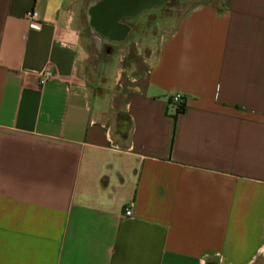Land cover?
<instances>
[{
	"label": "crops",
	"instance_id": "obj_1",
	"mask_svg": "<svg viewBox=\"0 0 264 264\" xmlns=\"http://www.w3.org/2000/svg\"><path fill=\"white\" fill-rule=\"evenodd\" d=\"M83 13L0 0V264H264V0H197L103 91Z\"/></svg>",
	"mask_w": 264,
	"mask_h": 264
},
{
	"label": "rangeland",
	"instance_id": "obj_2",
	"mask_svg": "<svg viewBox=\"0 0 264 264\" xmlns=\"http://www.w3.org/2000/svg\"><path fill=\"white\" fill-rule=\"evenodd\" d=\"M83 11L87 9L90 0H79ZM197 0H173L162 13L155 10L144 13L133 19L126 20L133 26L126 42L121 44H105L111 47V52L106 53L97 46L96 36L93 35L85 24L83 13V46L86 53L84 62V76L89 86L95 90H106L108 83H113L117 73L127 74L144 72L148 69V62L157 55L160 38L164 30H168L186 10L194 7Z\"/></svg>",
	"mask_w": 264,
	"mask_h": 264
},
{
	"label": "water",
	"instance_id": "obj_3",
	"mask_svg": "<svg viewBox=\"0 0 264 264\" xmlns=\"http://www.w3.org/2000/svg\"><path fill=\"white\" fill-rule=\"evenodd\" d=\"M148 5L146 0H90L86 9L88 28L97 38L121 44L133 31L125 21L137 17Z\"/></svg>",
	"mask_w": 264,
	"mask_h": 264
},
{
	"label": "built area",
	"instance_id": "obj_4",
	"mask_svg": "<svg viewBox=\"0 0 264 264\" xmlns=\"http://www.w3.org/2000/svg\"><path fill=\"white\" fill-rule=\"evenodd\" d=\"M26 19L29 23V28L31 30H35V31L41 30L42 23L40 22L39 14L37 11H35V10L29 11L26 14ZM52 78H53V72H51V70H46V71L39 74V83L41 85H44L48 81H50ZM182 102H183V97L180 94H173L172 95V103L174 104V106L179 108L180 105L182 104ZM124 214L126 217L132 216V214H133L132 209L129 206L125 207Z\"/></svg>",
	"mask_w": 264,
	"mask_h": 264
},
{
	"label": "flooded vegetation",
	"instance_id": "obj_5",
	"mask_svg": "<svg viewBox=\"0 0 264 264\" xmlns=\"http://www.w3.org/2000/svg\"><path fill=\"white\" fill-rule=\"evenodd\" d=\"M146 1L148 2L149 5L147 7H145L144 9H142L138 16H140V15H142L144 13H149V12L155 11V10L159 11L160 13H162L164 11V9L169 4L172 3L173 0H168L167 3H165V4H159V3H157V0H146ZM131 27H132V29L134 31L133 26H131ZM96 39H97L98 48L100 50H102L104 48L106 50L107 54H109V52H111L112 50H111V47L109 45L105 44V43L108 42V43H111V44H116V43H112V42H110L108 40H105V39H101V38H97V37H96Z\"/></svg>",
	"mask_w": 264,
	"mask_h": 264
},
{
	"label": "trees",
	"instance_id": "obj_6",
	"mask_svg": "<svg viewBox=\"0 0 264 264\" xmlns=\"http://www.w3.org/2000/svg\"><path fill=\"white\" fill-rule=\"evenodd\" d=\"M177 112L178 113H182V112H184V107L182 106V104L180 105V107L178 108V110H177ZM127 119V121H128V124L130 123V120H129V118H126ZM119 120L120 121H123V120H125V118L123 117V116H120V118H119ZM129 129V126L127 127V130ZM127 130H126V132H120L121 133V135L123 136V137H127Z\"/></svg>",
	"mask_w": 264,
	"mask_h": 264
}]
</instances>
